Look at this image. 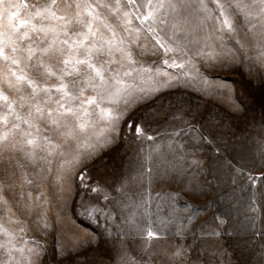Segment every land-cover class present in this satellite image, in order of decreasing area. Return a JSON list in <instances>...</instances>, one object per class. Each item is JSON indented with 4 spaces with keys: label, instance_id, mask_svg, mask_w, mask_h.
Segmentation results:
<instances>
[{
    "label": "rangeland",
    "instance_id": "1",
    "mask_svg": "<svg viewBox=\"0 0 264 264\" xmlns=\"http://www.w3.org/2000/svg\"><path fill=\"white\" fill-rule=\"evenodd\" d=\"M66 2L56 0L52 11L61 15ZM220 2L230 29L213 0H204L208 10L181 9L151 25L172 51L143 30L146 48L131 43L114 14L96 9L136 61L110 66L124 81L115 102L100 105L111 115L90 106L88 126L60 148L63 137L46 121L0 122V133L20 123L32 134L13 130L0 141V264H264V12L261 0H238L249 5L244 12L237 0ZM5 3L25 5L11 9L14 23H57L35 16L52 0ZM7 25L4 12L0 32ZM14 108L27 113L18 100ZM7 111L0 101V115Z\"/></svg>",
    "mask_w": 264,
    "mask_h": 264
},
{
    "label": "snow or ice",
    "instance_id": "2",
    "mask_svg": "<svg viewBox=\"0 0 264 264\" xmlns=\"http://www.w3.org/2000/svg\"><path fill=\"white\" fill-rule=\"evenodd\" d=\"M213 2L219 17H223L220 22L230 29L232 25L226 14L225 4L220 0ZM55 4L56 0H52L51 5L38 10L35 16L41 17L42 20H54L56 24L37 25L31 18L20 19L17 24L13 21L18 18V13L11 9L18 10L25 5L6 4L5 0H0V16L7 12L8 20L7 29L0 32V58L7 63V69L0 70V101L4 102L8 111L0 115V122L7 127L9 116H14L16 121L31 128L36 121H46L52 126L50 131H55L63 137L62 143L57 144L56 148H60L69 140L78 139L79 132L88 126V121L84 118L90 115V106L98 108L103 116L111 115V109L101 108L100 105L105 100L115 102L122 91L118 85L124 81L120 70L110 66L121 61H127L129 67L136 63L126 40L117 37L114 26L96 9L105 8L114 14L131 43L146 48V45L139 44L143 30L151 35L154 46H159L165 51H172L173 48L162 42L152 24H164L169 13H178L181 9L208 10L204 0H124L123 4L116 0L114 5L103 3L101 0H97L95 4L88 3L87 0H84L83 4L79 0H72L71 3L66 2L62 14L57 15L52 11V5ZM73 4L75 10L70 12ZM235 6L241 12L249 7L238 0ZM228 7H232V4L229 3ZM261 12H264V0H261ZM133 19L139 20L141 25L148 23L149 26L146 29L132 27ZM21 26L22 32L19 31ZM101 26L111 35L105 36ZM173 28H176L175 24ZM30 33L35 34V39ZM175 36L176 33L173 32L171 38L175 39ZM25 41L30 42L25 45ZM176 43L179 44V40H176ZM6 49H10V55L6 54ZM115 52L121 54L119 60L116 59ZM162 63L168 65L169 61L163 60ZM21 65L23 67H20ZM171 66L183 68L184 62L177 64L173 60ZM27 70H34L35 76L30 75ZM129 74L128 71L124 72L125 76ZM25 86L30 89L29 92L24 91ZM5 87L20 95L10 100L5 94ZM89 90L91 94H88ZM17 100L21 108L27 107L25 116L16 112L14 104ZM135 128L139 134L140 126L136 125ZM13 130H19L22 136L32 135L21 130L20 123H13L11 129L0 133V141H7ZM43 139L47 144L52 143L48 137ZM35 142L34 137L26 140L28 145H34ZM29 156L31 158V154ZM56 178L63 177L58 175ZM152 235L149 233V236Z\"/></svg>",
    "mask_w": 264,
    "mask_h": 264
},
{
    "label": "trees",
    "instance_id": "3",
    "mask_svg": "<svg viewBox=\"0 0 264 264\" xmlns=\"http://www.w3.org/2000/svg\"><path fill=\"white\" fill-rule=\"evenodd\" d=\"M85 226L89 227L87 224L83 223Z\"/></svg>",
    "mask_w": 264,
    "mask_h": 264
}]
</instances>
